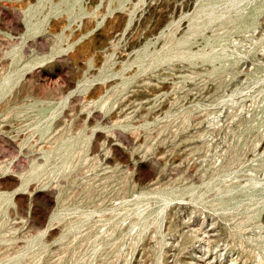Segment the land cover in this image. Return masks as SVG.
I'll return each mask as SVG.
<instances>
[{"label": "rangeland", "instance_id": "374dc122", "mask_svg": "<svg viewBox=\"0 0 264 264\" xmlns=\"http://www.w3.org/2000/svg\"><path fill=\"white\" fill-rule=\"evenodd\" d=\"M0 264H264V0H0Z\"/></svg>", "mask_w": 264, "mask_h": 264}]
</instances>
